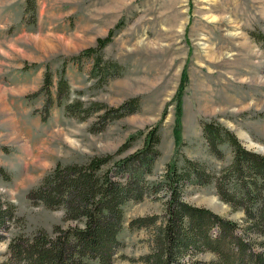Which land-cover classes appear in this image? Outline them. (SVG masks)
<instances>
[{"label": "rangeland", "instance_id": "1", "mask_svg": "<svg viewBox=\"0 0 264 264\" xmlns=\"http://www.w3.org/2000/svg\"><path fill=\"white\" fill-rule=\"evenodd\" d=\"M25 6L26 0H0V199L17 206L16 219L0 230V264L16 236L83 225L65 220L63 207L28 198L58 164L108 158L103 170L112 168L118 179L119 158L143 148L156 127L160 154L146 175V195L124 207L112 264H149L168 219L173 161L183 174V201L241 228L244 209L224 201L217 187L222 176L228 187L235 181L232 147L223 143L222 155L214 153L202 120L225 125L264 155V0H37L35 23ZM112 29L105 47L83 54ZM62 78L70 91L59 105ZM193 168L211 181L192 184ZM140 219L145 226L132 225Z\"/></svg>", "mask_w": 264, "mask_h": 264}, {"label": "trees", "instance_id": "2", "mask_svg": "<svg viewBox=\"0 0 264 264\" xmlns=\"http://www.w3.org/2000/svg\"><path fill=\"white\" fill-rule=\"evenodd\" d=\"M36 5L37 0H26L25 15H30L29 23L37 21ZM115 31L112 29L107 37L99 38L97 48H87L83 54L91 56L105 47ZM101 61L98 58L96 64ZM69 91L68 82L62 78L59 105H62V94ZM65 109L69 114L75 111L72 103L66 104ZM202 124L214 153L222 155L223 143L232 147L234 161L229 168V181H235L228 187L225 175L218 179L217 187L224 201L244 209L247 222L240 228L236 221L183 201L179 184L183 174H177L173 161L166 173L170 185L168 219L160 229L156 250L146 257V262L264 264V249H259L260 245L264 248V240L256 241L252 236L264 237V155L247 149L225 125L206 120ZM159 142L156 127L147 134L143 148L119 158L115 164L119 169L118 179L112 177V168L103 170L108 158L94 157L86 164H58L37 188L29 191L28 198L32 204H43L49 209L63 207L65 220H81L83 225H56L52 233L39 230L33 237L16 236L9 244L10 258L2 264H112L121 246L119 234L124 224V207L128 201L146 195V175L151 173L160 154ZM205 176L206 173L193 168L189 181L192 184L210 182V178H202ZM16 210L14 203H3L0 199V230L8 229V223L16 219ZM132 225L143 227L145 219L133 221ZM214 228L218 229L216 234H213ZM202 251L214 253V259L205 261L193 257ZM185 255L190 256L189 261L184 260Z\"/></svg>", "mask_w": 264, "mask_h": 264}]
</instances>
